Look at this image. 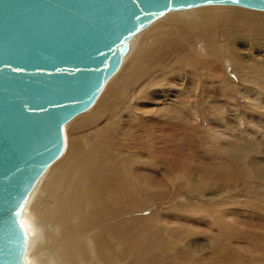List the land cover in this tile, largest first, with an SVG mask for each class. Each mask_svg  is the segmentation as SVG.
Returning <instances> with one entry per match:
<instances>
[{
    "label": "bare ground",
    "instance_id": "6f19581e",
    "mask_svg": "<svg viewBox=\"0 0 264 264\" xmlns=\"http://www.w3.org/2000/svg\"><path fill=\"white\" fill-rule=\"evenodd\" d=\"M202 15L206 17L220 16L227 27L224 29L225 33L222 30V34H226L225 36L234 42L243 40V42L249 41L252 44L255 42L254 45H258L259 40L264 38V12L224 5H209L170 12L138 33L132 39L130 49L124 57L119 70L108 80L93 106L88 111L74 117L64 126V136L65 129H69L67 147L65 136V149L62 156L45 170L31 193L22 217V222L26 226L29 234L28 249L30 250L26 254V260L29 264H113V258L120 257L122 260L125 258V254L119 246L121 245L123 236H121V239H117L119 231L123 230V228L132 227L134 221H136V212L142 213L153 207L155 202H163L166 198L163 199L162 197V200L160 197L162 195L165 197L167 192L158 194L157 190L150 183L141 182L138 175H135L134 179L136 180L134 181L133 172L124 165L123 157L131 162L134 160L136 164L144 167L148 164L155 168L168 166L169 169L166 171L174 180H178L183 176L185 162L188 158L184 152V147L187 144L184 138L186 139L187 137H184V134H179V136L182 135L179 139L180 145L176 144L173 149L169 148V150H164L160 154H158V146L165 141L163 140L161 143H153L150 141L149 144L147 143L149 149L144 151L148 154V158L146 159L139 150L137 151L133 148V140L135 141L137 138L135 135L136 128L133 125L135 123L142 124V122L136 121L138 119L137 115H135L134 123L129 120H124V113L122 114V111L117 105L121 106L125 102V109L127 110L125 113L128 112V116H131L132 111L133 114L140 111L139 99L147 95L152 89H155L154 87L159 84L161 77H164L163 75H160L161 77L158 76V73L166 67H173L183 63L181 58L182 54L187 53L186 56L190 59V55L193 54L189 55L188 51L192 46L189 42L185 45L183 38L170 40L169 36L173 32L172 30L175 31V28L168 27L171 25H166V23L174 19L178 23L181 18H194L193 20H195V18L197 19ZM183 22H185V19ZM166 26L167 28H165ZM183 30L185 29L183 28ZM175 32L172 34L174 35ZM250 37L252 40H250ZM191 40L193 39L189 41ZM222 47L225 48V46ZM214 50L216 53L218 52V49L214 48ZM216 53L213 55L209 54L210 57L214 56L215 61H217ZM233 54L235 61L230 60L229 62H224L228 75L224 76L223 74L222 76L224 77L219 76L220 80H218L216 76L218 73L215 72L217 70L213 74L206 73L204 77H200V74H195L194 78H197L193 84L195 91L193 90L194 92L192 91V94L188 92L183 98L182 96L180 97L182 98L180 110L175 113H178L180 119L188 124V131L192 134V137L186 139L188 142L192 140L196 141L198 135L204 132V123H202V118L198 116L197 111L192 109V100H201L202 98L203 106L206 104L205 108H207L211 116L210 121L208 120L207 122L208 132H215L214 121L218 118L220 112L218 104L212 103V97L207 98L204 96L207 93L201 87L205 88V85L215 83L218 87H221L224 97H229L233 100L234 94L237 93L245 96L251 102L255 89L252 90L253 87L251 88V85L247 82L255 86H264V62L262 60H254L253 63L247 66L242 64L245 62V59L242 58L239 52L234 51ZM191 58L193 57L191 56ZM191 60L190 64L193 65L194 58ZM215 61H211L210 64L213 69H218ZM237 63L238 66L234 68V64L236 65ZM208 65H204L207 71H212ZM232 68L234 69L232 70ZM176 71H173V73H176ZM165 72L167 71H164L162 74H165ZM235 72L242 77L244 83L236 85V79L233 76ZM168 73L170 75L172 74L169 70ZM117 78H120L122 86L124 87V90L121 92L118 91L119 88L116 89L117 91L114 90L115 87L113 85ZM225 86H228L229 89L226 90ZM196 88L198 92H196ZM212 88L215 90V87ZM107 92L111 94L110 98L112 102L109 105L103 102L102 104H105L104 106L99 107L95 113H91L95 105L98 106L99 103L97 102L100 99L105 98L106 101L108 100L109 96L108 98L104 97L107 96ZM119 94L122 97L117 104V96ZM256 94L259 97H263L257 99V101L264 99V93L258 91ZM234 99L237 98L235 97ZM167 116L164 115L163 117L165 125L166 122L169 123L171 121V118ZM146 124L144 123V125ZM127 126L132 129L127 131ZM156 128L157 125L156 127H151V130L146 133L144 139L137 140V145L143 143V146L146 144V141L152 139L153 134H155V131L152 133V130H156ZM181 132H183V129L179 133ZM161 133L162 131L160 130ZM111 134L119 137L122 135L125 141L124 146L126 148L132 147L133 151L129 154L116 156H111L104 152L102 142ZM170 135L172 139L169 137L171 141L167 142L166 140L167 144L172 143V140L173 142L176 140L173 133ZM165 136L164 139L167 138ZM175 137L177 138V136ZM164 146H162V149ZM233 152V149H231L230 153L232 154ZM195 155L192 154L186 163L191 161ZM120 162H122L121 165ZM222 168L225 170L220 171L218 174L219 177L231 175L233 172V166L229 162L223 161L220 169ZM260 173H258L259 176L262 175ZM170 176L169 178H171ZM250 177L251 175H249V180H251ZM253 180L263 181L262 177L253 178L252 182ZM189 182L185 186V189L190 191L192 189V191L197 192L200 200L207 197L203 192V189L207 187L206 184V187H199L196 185L197 183L193 181ZM209 187L208 189L211 188ZM261 188L264 190L263 186ZM223 197V195L219 194L215 200L222 202L224 200ZM148 218L145 215V219L147 220ZM257 238L261 242L264 241V235H259ZM174 244L175 246L172 247ZM178 244L179 241L177 243L176 239L169 241L168 252L174 255V258H172L173 264H215L205 259L202 260V258H176L178 256L177 254H181L176 251ZM258 244L261 243L257 242ZM192 253L194 257L197 255L196 251ZM257 255L261 256L256 254V257ZM184 256L188 257L185 254ZM241 259L237 258L236 260L240 262ZM232 261L235 262L233 259Z\"/></svg>",
    "mask_w": 264,
    "mask_h": 264
},
{
    "label": "rangeland",
    "instance_id": "374dc122",
    "mask_svg": "<svg viewBox=\"0 0 264 264\" xmlns=\"http://www.w3.org/2000/svg\"><path fill=\"white\" fill-rule=\"evenodd\" d=\"M184 19L185 22H183ZM193 19L181 18L178 23L174 19L166 23V25H171L168 27L175 28V31L177 29L176 32L172 30L176 34L174 33L173 35V32H171L170 36L172 38L169 36L170 40L183 38L185 45L189 42L192 46L190 50L187 49L189 50V55L193 54L190 55V59L186 56L187 53L182 54L183 63L173 67H166L158 73V76L163 75L164 77L160 76V82L154 87L155 89H152L147 95L139 99L141 110L137 111L138 113L133 114L132 111L131 116H128V112L125 113L127 111L125 102L121 106L117 105L122 114L124 113V120L134 123L135 115H137L138 119L136 121L142 122V124L135 123L133 125L136 128L135 135L137 137L135 141L133 140V148L137 151L139 150L146 159L148 154L144 151L149 149L147 145L150 141L153 143L165 141L158 146V154H160L164 150H169V148L173 149L176 144L180 145L179 139L183 134L184 137H192V134L188 131V124L183 122L180 119V115L175 112L180 110L183 96L188 92L192 94L194 90L193 84L197 79L194 78L195 74H200V77H204L206 73L213 74L217 70L218 72L215 71L218 73L216 76L220 80L219 76L228 75L225 63L230 60L235 61L233 58L234 51L239 52L242 58L245 59V62L242 63L244 65L249 66L254 60H262L264 62V48H262L264 46V38L259 40V46L254 45L255 42L252 44L249 41L243 42V40L234 42L225 36L226 34H222V30L227 27L220 16L206 17L202 15L197 18L198 20L196 18L195 20ZM202 19L205 21H203L204 23ZM190 39L193 40L189 41ZM250 40H252L251 37ZM222 46H225V48ZM214 48L218 49L217 53ZM215 53L217 61L214 60V56L210 57V55ZM191 59L194 64L196 62L195 65L190 64ZM211 61H215L218 69L212 68ZM204 65H208L212 71H207ZM235 66L237 67L238 63L234 64V68ZM168 70L172 73L171 75ZM175 70H177L176 73H173ZM164 71L167 72L162 74ZM223 74L224 76H222ZM233 76L236 79V85L244 83L242 77L236 72ZM117 79L113 85L115 87L114 90L119 88L118 91L121 92L124 87L120 78ZM247 83L251 85V88L253 87L252 90L255 89L251 102L245 96L237 93V96L234 94L233 100L229 97H224L221 87H218L215 83L207 84L205 88L201 87L207 93V95H203L207 98L212 97V103L218 104L220 112L218 118L214 121L215 132H208L207 122L208 120L210 121L211 116L207 108H205L206 104L203 106L202 98L201 100H192V109L197 111L198 116L202 118L204 132L200 133V136L198 135L196 141L188 142L187 138L183 137L187 142L184 147L185 154L188 158L192 154L196 155L188 163H186L188 161L186 157L183 176L178 180L175 179V181L168 175L166 171L169 169L168 166L155 168L148 164L144 167L136 164L134 160L133 163L123 157L124 165L133 172V179L135 175H138L141 182L150 183L158 194L167 192V195L165 197L162 195L160 199L162 197L166 199L163 202H155L156 205L153 204V207L149 210L142 213L136 212V221H134L132 227L123 228V230L119 231L117 239L119 240L123 236L119 246L123 250L125 258L123 260L120 257L113 258V264H173L172 258H174V255L168 252L169 241L172 239L173 241L176 239L177 243L179 241L178 246L180 249L178 246L176 248L180 252L177 249L176 251L181 254H177L180 257L177 256L176 258H202V260L205 259L215 264L226 262V264H243L244 261V264H264V244L262 245L264 241L261 242L257 238L259 235H264V190L261 188L262 186L264 187V99L258 100L260 101L258 102L257 99L263 97H259L256 94L258 91L264 93V86H255L249 82ZM212 87H215V90ZM225 89H229L228 86H225ZM196 92H198L197 88ZM106 95L104 97L108 98L109 96L110 98L111 96L108 92ZM181 96L182 98H180ZM121 97V94L117 96V104L120 102ZM235 97L237 99H234ZM109 98L108 102L105 98L100 99L97 102L99 103L98 106L95 105L91 113H95L99 107L104 106L103 102L109 105L112 102V99ZM258 107L260 108L258 109ZM164 115H168L167 117L171 118V121L169 123L166 122V125L163 120ZM184 121L186 120L184 119ZM144 123L147 124L144 125ZM156 125V130H152V133L155 131L152 139L146 141L143 146V143L137 145V140L144 139L151 127H156ZM185 128L187 129L185 130ZM131 129L129 126L126 128L127 131ZM182 129L183 132L179 133ZM68 130L65 129L66 147L69 141ZM160 130L163 133H161L162 135ZM172 133L177 141L174 139L175 142L172 140V143L167 144V142L171 141L169 137ZM179 134L182 135L179 136ZM164 136L168 139H164ZM124 143L122 135L119 137L111 134L102 142L103 151L111 156L131 153L133 148H126ZM163 143L166 145L164 146ZM162 146H164L163 149ZM231 149L235 153L231 154ZM223 161L232 164L233 172L231 175L219 177L220 171L225 170L223 168L220 169ZM258 173L262 175L259 176ZM249 175H251V180H249ZM255 177H262L263 181L253 180L252 182ZM189 181L197 183L196 185L199 187H204L206 184L207 187L205 186L206 188L203 189V192L207 197L200 200L197 192L192 191V189L191 191L185 189V186L190 183ZM219 194L224 196L222 202L215 200ZM145 215L149 217L147 220ZM257 242L261 244L257 245ZM194 251L197 253L195 257L192 253ZM184 254L188 255V257L184 256ZM256 254L261 256L257 255L256 257ZM237 258L244 260L242 261L241 259L239 262L236 260Z\"/></svg>",
    "mask_w": 264,
    "mask_h": 264
},
{
    "label": "water",
    "instance_id": "95a60500",
    "mask_svg": "<svg viewBox=\"0 0 264 264\" xmlns=\"http://www.w3.org/2000/svg\"><path fill=\"white\" fill-rule=\"evenodd\" d=\"M264 0H0V264H29L24 208L132 39L164 15Z\"/></svg>",
    "mask_w": 264,
    "mask_h": 264
},
{
    "label": "snow or ice",
    "instance_id": "6c2138e0",
    "mask_svg": "<svg viewBox=\"0 0 264 264\" xmlns=\"http://www.w3.org/2000/svg\"><path fill=\"white\" fill-rule=\"evenodd\" d=\"M237 2H238V0H237ZM20 227H23V222H20Z\"/></svg>",
    "mask_w": 264,
    "mask_h": 264
}]
</instances>
